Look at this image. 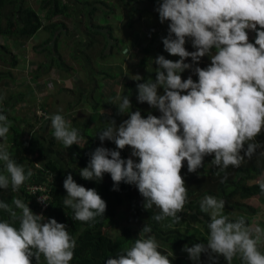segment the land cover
<instances>
[{
    "label": "clouds",
    "instance_id": "obj_1",
    "mask_svg": "<svg viewBox=\"0 0 264 264\" xmlns=\"http://www.w3.org/2000/svg\"><path fill=\"white\" fill-rule=\"evenodd\" d=\"M157 5L160 22L169 21L168 35L162 37L164 50L179 59L155 57L156 77L137 84V100L147 102L161 115L149 112L144 117L139 110H131L129 96L118 94L110 103L128 118L118 125L111 119L97 134L101 146L79 173L83 179L96 181L110 174L114 190L122 182L135 185L144 198L143 207L160 210L153 214L154 220L172 218L179 223L188 195L181 175L185 161L188 172L196 173L205 168V157L212 156L210 164L218 169L215 175L225 173L220 182L226 183V169L240 167L245 157L251 159L257 149H264V142L257 141L264 132V0H157ZM249 31L255 32L254 43ZM189 40L194 51L185 46ZM204 56L211 62L200 67L198 62ZM189 57L192 63L185 62ZM147 67L153 71L152 66ZM187 69L198 80L192 75L184 79L182 73ZM2 100L0 97V103ZM45 118L51 121L53 137L65 148L80 145L78 129L60 112ZM9 130L8 117L0 109V140L7 139ZM106 140L114 142L115 149L104 147ZM126 146L131 148L127 159L120 151ZM0 164V189L11 186L17 192L32 176V170L26 172L3 145ZM256 183L264 194V173ZM63 187L67 193L63 206L72 210L74 221L88 223L105 214L107 202L95 188L77 183L71 172ZM40 200L45 202L47 197ZM225 206L224 199L213 195L199 201L200 211L210 217L207 242L185 244L182 250L196 262L207 253L212 264H218L220 256L227 264L237 257L241 264H264V228L248 224L243 215H225ZM0 210L10 217L0 219V264H33V259L41 264V257L44 264H70L73 260L76 238L66 224L35 213L19 197H13L11 204L0 200ZM151 232V226L145 224L139 238L117 256L108 257L105 264H172L174 253L159 251Z\"/></svg>",
    "mask_w": 264,
    "mask_h": 264
},
{
    "label": "trees",
    "instance_id": "obj_2",
    "mask_svg": "<svg viewBox=\"0 0 264 264\" xmlns=\"http://www.w3.org/2000/svg\"><path fill=\"white\" fill-rule=\"evenodd\" d=\"M77 1L79 4L85 3L92 11L88 14L81 10L86 19L83 20V23L85 21L84 27L88 32L93 31L96 35L102 36L103 39L106 36L98 31L105 30L107 35L111 37L112 27L108 23V14H117L115 10L121 9V15L124 19H129L130 24L127 25L126 23L127 27H133L136 23H139V17L140 19L145 18L148 23L146 24L148 27L146 32L150 45L148 50L144 51V54L145 57L149 56L151 47L158 39V24H161L159 14L155 10L158 6L157 0ZM37 2L39 11L34 9L28 0H0V39L26 43L39 32L44 31L50 35V40L42 44L40 48H42V51L47 52V45L52 44V50L58 55L60 36L64 34L62 31L66 30V26L54 24L53 18L57 16L73 17L72 7L65 0H37ZM97 5H100V7ZM142 5L148 10L142 11L140 9ZM97 11H100L101 15H97L95 13ZM156 21L158 24H156ZM164 23H169V21ZM108 41V39H104L105 43ZM114 41L117 42L116 39ZM251 41L254 43L255 34ZM92 43H90V46ZM185 46L186 48H193L190 40L187 41ZM6 55L7 49L1 48L0 61L8 63ZM99 58L102 60L103 56H99ZM176 59L178 60L179 56H176ZM11 61L12 63L10 62L8 65H11V67L17 65L15 57H12ZM63 66L65 64L59 58L58 67L63 68ZM4 77H11L10 70L0 71V85H4V82H2ZM8 91L10 90L8 89L6 92ZM8 93L5 95L0 93V97L3 98L0 109L7 115L10 122L7 139L0 140V145L7 147L12 158L18 164L25 166L26 172L31 169L32 176L25 181L17 192H13L11 186L8 189H0V200L11 204L13 197H19L26 204H29V207L35 213H42L46 218H55L58 222L66 224L69 233L76 238L74 258L70 264H105L108 257L117 256L118 251L132 245L137 238L132 228L121 229L120 235H115V231L118 229L116 218L119 212H125L129 216V221L135 224L140 231L145 224L150 225L152 228L150 235L154 236L159 243V251L165 255L169 252L174 253V256L170 257L172 264H189V262L192 264H212L207 253H202L200 261L196 262L191 259L188 261L186 257L188 253L182 250L185 244L191 247L195 243L207 242V224L210 217L208 214L202 213L199 208V201L205 195H213L224 199L226 201L224 214L232 218L243 215L250 225L259 213L258 209L249 206V204L247 205L246 201L256 196L264 200V194L261 193L257 183L249 186L247 182L255 180L264 172V155L260 154L264 149H257L256 154L251 159L245 157L240 167L230 166L226 169L228 175L226 183L220 182L225 173H221V176L215 175L218 169L210 164L213 159L212 156L205 157V168L198 169L196 173L188 172L187 162L185 161L181 175L186 182L188 195L185 209L179 213L182 219L179 223L173 222L172 218L156 221L152 216L158 214L160 210L155 206L151 210L145 209L143 207L144 198L135 185L122 182L118 186V190H114L110 174L105 173L102 181L86 180L81 177L79 169L88 165L91 153L101 144L97 145L90 142L89 145L83 147L74 144L70 148H65L54 137L47 142L46 137L40 135L39 132H34L29 137L27 136L28 138H25L24 130H21L18 124L15 123L22 121L21 117L7 114V108H13L17 101L16 94ZM122 121L123 118L120 117L119 123ZM257 141L264 142V132L257 137ZM113 145L114 142H108L103 146L114 149ZM122 158L124 157L122 156ZM63 162L67 166L66 169L61 167ZM2 169L3 166L0 164V171ZM72 169L74 171L72 173L73 178L77 183L87 188H95L107 202L105 214L98 216L94 221L88 223L74 221L71 218L72 210L65 209L63 206V199L67 194L63 182L68 171ZM37 184L46 189L45 194L48 199L45 210L38 203L39 195H34L28 191V187ZM0 219H10L9 214L0 210ZM16 226L18 227V222ZM261 251H264V244L261 245ZM33 264H35L34 259ZM41 264H44L43 257H41ZM218 264H227V261L223 256H220ZM233 264H241L240 259L238 257L234 258Z\"/></svg>",
    "mask_w": 264,
    "mask_h": 264
},
{
    "label": "crops",
    "instance_id": "obj_3",
    "mask_svg": "<svg viewBox=\"0 0 264 264\" xmlns=\"http://www.w3.org/2000/svg\"><path fill=\"white\" fill-rule=\"evenodd\" d=\"M117 14L121 15V13ZM135 26L136 25H134L133 27H129L132 28L131 32H123L121 38H112V41H114L115 39L117 40V42H115L119 44V50L115 51V53H112L110 56H106L105 53H100L101 55L98 54L95 48L96 43L94 42L91 46L89 44L84 49V52L82 51V49L79 50L83 58L78 62L83 65V68H85V72L84 76L83 74H81V77H83V79L80 82L75 83L74 85L72 83H69V81H67V84H65L63 77H60L63 86H59L58 80L56 78H54L55 86L50 80H45V76H42V73L47 72L51 69L54 70L56 67L53 66V63L58 66L59 58L58 60L55 58L57 54L52 50L53 46H48L47 53H45V51L43 52L45 53L43 54V56L45 57L44 62L40 68L35 70L32 77L36 81V84L33 85L32 82L27 81L21 83L25 85L24 90L27 94H33V96L37 98L36 102L39 103V110L42 111V114L40 116H37V119H39V121L41 122L38 132L40 135L46 137L47 142L49 141V139H53V130L51 128L50 119H46L45 117L60 112L65 117V119L71 123V126L78 129L80 133V145H76L83 147L89 145L90 142L92 144L96 143L97 145H100L101 141L99 140L97 134L101 132L108 124H110L111 119H115L118 125L120 122V117H122L123 120L128 118L126 114L121 115L118 113L116 104L110 103L111 101L116 99L118 94L120 96H129L132 102L131 110H139L144 117H147L149 112H151L153 115H161L158 109L151 108V106L147 102L140 103L137 100V84L146 82L149 77H151L153 80L155 79L156 72L154 71V69L157 67L154 62L155 57L164 55L167 59H177L176 56H172L164 50L162 37H165L163 30L166 31V28L160 30V35L151 47L149 56L145 57L144 51L148 50L150 43L147 45V47H141V45L147 33L143 35L142 33H145L144 31H142L145 30L144 27L141 26V28H134ZM39 33L41 34V36L43 35V31ZM90 33L94 32L91 31ZM141 35L143 36L141 38L142 40L140 39ZM62 36H60V39ZM105 36L106 37H104V39L109 40V36ZM31 40L35 39L33 38ZM49 40L50 35L44 43L48 42ZM147 41L148 39L146 38V42ZM66 42L67 38L65 37V41L60 42L59 48ZM127 42H130V44H126ZM107 43H104V49L108 48L109 44ZM120 43H122L124 46H120ZM40 49L42 52V48ZM187 49L189 51H194L193 48ZM20 53L25 55L23 51ZM140 54H143L144 56H140ZM12 55V57L17 58L18 54L12 53ZM99 56H103V59L100 60ZM116 57L120 59L118 60ZM20 58L21 60H24L23 56H21ZM129 60L133 61L129 63ZM151 61L152 64L154 63L153 65H151ZM187 61L191 62V59ZM148 65L150 67L152 66L153 71H148ZM136 75H139L140 77H142V79L139 81L133 79V77ZM39 79L42 80L38 81ZM160 91L162 93L163 89H160ZM46 92L48 93L44 94ZM17 99L19 101L22 100V98L18 94ZM39 101H41L42 103ZM45 134H48L49 136H46ZM108 142L112 141L106 140L103 142V145L107 144ZM113 146L115 149V144ZM129 148L130 147L126 146L123 150H121L122 156L125 159L129 157ZM61 167L66 169L67 166L63 162L61 163ZM69 172L73 173L74 171L72 169L71 171H68V173ZM260 178L261 175L255 180L257 181ZM250 182L252 181H248L247 184L252 185L256 183L255 182L250 184ZM258 214H260V211ZM255 223L261 224V222L252 221V225H254Z\"/></svg>",
    "mask_w": 264,
    "mask_h": 264
},
{
    "label": "rangeland",
    "instance_id": "obj_4",
    "mask_svg": "<svg viewBox=\"0 0 264 264\" xmlns=\"http://www.w3.org/2000/svg\"><path fill=\"white\" fill-rule=\"evenodd\" d=\"M28 1H29V4H31L34 9L39 11V4L37 0H28ZM65 2L71 5L72 10H73V17H71V19L66 18L64 16H60V17L57 16L53 18L54 24H63L66 26V30L62 31V33H64L65 35L61 37L60 42H64L65 37L67 38V42L58 49V55H56L55 57L57 60L58 58H61L65 66H63V68L61 67L59 68L58 66H56V64L53 63V66L56 67L54 70L51 69L47 72L42 73V76H45V80H50L51 82H53L54 86H55L54 78L58 80L59 86H63V83L61 82L60 77L64 78L65 84H67V81H69V83H72L73 85L77 82H80L83 79V77H81V74H83L84 76L85 68H83V65L78 62L80 59L83 58L79 50L82 49V51L84 52V49L90 44V42L96 43L95 48L98 54H100L102 50H104L105 55L110 56L112 53H115V51L119 50V44H117L115 41H112V38L114 37L121 38V36L123 35V32L125 33L131 32L132 30V28H129L126 26V23L127 25L130 24L129 19H124L123 15H119V14H115V15L108 14V23L112 27V37L109 36V46L107 49H104L105 42L103 40V37L100 35H96L95 33L88 32L86 27H84L83 19L84 20L86 19L82 17L83 15H82L81 10H84V13L86 12L90 14L92 13V11L89 9V7L85 5V3H80L81 4L80 5L77 0H65ZM105 2L107 1L105 0ZM97 6L100 7V5H97ZM140 9L142 11L148 10L143 5L140 6ZM95 13L97 15H101L100 11H97ZM115 13H122V10L121 9L115 10ZM138 21L139 23H136V26L134 28H141L142 26L145 29V30H142L145 32L142 34L143 35L146 34L147 33L146 29L148 28L146 25L148 24L147 21L145 20V18L140 19V17ZM156 24H158L157 21H156ZM168 25L169 23L158 24V37L160 35V30H163V28H166V31L163 30L164 36H166V33L168 31ZM90 26H91V23H90ZM98 32L104 33L105 35H107V31L105 30L98 31ZM254 34L255 32L249 31L250 41L253 40ZM40 36L41 34L39 33L34 37L35 40H29L26 43H16V42H11V41H6L4 39H0V50L1 48L7 49L6 57H7L8 63L10 62L12 63L11 61V58L13 56L12 53L18 54L17 58L15 57L17 60L16 66L11 67V65H8V63L0 62L1 72L7 71V70H10L11 72L10 78H7V77L2 78V82H4V85H0V93L5 95V94H9L8 92H11V94H14V95L18 94L22 98V100L20 101L17 99L16 105L13 108H10V109L7 108L8 109L7 114L10 116L21 117L22 121L18 123L15 122V123L18 124L21 130H24L25 138H28L29 135L33 134L34 132L37 133L40 127V124H41L39 119H37V116H40L42 114V111L39 110L40 109L39 103L36 102L37 98H35L33 94H27L26 91L24 90L25 85L21 83V82L27 81V82H32L33 85L36 84V81L34 80V78H32L33 73L35 72V70L41 67L45 59L43 54L47 53V52L43 53L44 51L41 52V49L39 47L42 44H44V42L48 39L49 34L43 31V35L41 37ZM142 37L143 36L141 35L140 39ZM146 38L148 39L147 35L144 41H142L141 47H147V45L149 44V41L146 42ZM126 44H130V42H127ZM48 46H53V45L49 44L47 45V47ZM120 46H124V45L120 43ZM22 51L25 53V55L20 53ZM21 56L24 57V60H21L20 58ZM140 56H144V55L140 54ZM117 59L119 60L120 58H117ZM189 59L191 58L189 57L187 60ZM133 60H129V63ZM187 60L185 61L186 63H192V61L188 62ZM210 62H211L210 57L204 56L198 62V64L200 67H207V65ZM189 75H192L194 80H198V76L191 69H187L182 73V77L184 79H187ZM41 80L42 79H39L38 81H41ZM8 89L10 91L6 92ZM47 93L48 92L44 94H47ZM31 125H34V126H31ZM45 135L49 136L48 134H45ZM129 149H130L129 150V156H130L131 148ZM133 159H136L138 161V158L136 157H133ZM255 182L256 180L250 182V184L255 183ZM248 204L251 207H254V208L256 207L255 209H259L260 211V214L256 215L253 221L261 222L262 225L260 223H255L254 225H259L260 227L264 228V218H263L264 200L256 196V197L249 199L247 201V205ZM116 220L118 222V229L115 231V235L119 236L121 233V229H124L127 227V228H132V230L134 231V234L137 236V238H139V233H140L139 228L135 226V224H132L129 221V216H127L125 212H119ZM186 257L189 261L190 260L189 255H187ZM189 264H192V263L189 262Z\"/></svg>",
    "mask_w": 264,
    "mask_h": 264
},
{
    "label": "built area",
    "instance_id": "obj_5",
    "mask_svg": "<svg viewBox=\"0 0 264 264\" xmlns=\"http://www.w3.org/2000/svg\"><path fill=\"white\" fill-rule=\"evenodd\" d=\"M37 190L36 193H33V190ZM45 188L42 186V185H34V186H31V187H28V191L29 192H32L34 195H39L38 196V203L39 205L42 207L43 210H45L47 208V201L45 202H41L40 200V197L41 196H46L47 199H48V196L45 194Z\"/></svg>",
    "mask_w": 264,
    "mask_h": 264
}]
</instances>
